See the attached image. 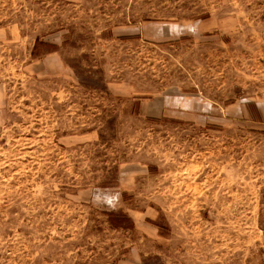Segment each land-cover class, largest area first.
<instances>
[{"label":"rangeland","instance_id":"1","mask_svg":"<svg viewBox=\"0 0 264 264\" xmlns=\"http://www.w3.org/2000/svg\"><path fill=\"white\" fill-rule=\"evenodd\" d=\"M0 264H264V0H0Z\"/></svg>","mask_w":264,"mask_h":264},{"label":"crops","instance_id":"2","mask_svg":"<svg viewBox=\"0 0 264 264\" xmlns=\"http://www.w3.org/2000/svg\"><path fill=\"white\" fill-rule=\"evenodd\" d=\"M160 36V37H159ZM154 37H158V38H161L162 37V33L161 32H156Z\"/></svg>","mask_w":264,"mask_h":264},{"label":"trees","instance_id":"3","mask_svg":"<svg viewBox=\"0 0 264 264\" xmlns=\"http://www.w3.org/2000/svg\"><path fill=\"white\" fill-rule=\"evenodd\" d=\"M111 222H112L111 224H112L113 226H115V227H121V226H122V225L116 224V222L113 221V220H112Z\"/></svg>","mask_w":264,"mask_h":264}]
</instances>
